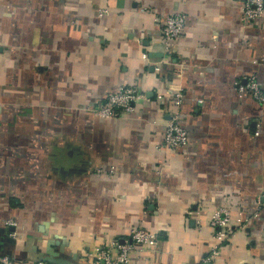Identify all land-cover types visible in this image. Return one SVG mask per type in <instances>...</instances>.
Returning <instances> with one entry per match:
<instances>
[{
    "label": "crops",
    "instance_id": "obj_1",
    "mask_svg": "<svg viewBox=\"0 0 264 264\" xmlns=\"http://www.w3.org/2000/svg\"><path fill=\"white\" fill-rule=\"evenodd\" d=\"M245 0H0V254L79 264L136 225L156 248L134 264H264V14ZM185 16L166 52L158 16ZM135 84L113 119L93 107ZM186 146H161L174 90ZM258 134H255V132ZM258 217L214 238L219 206Z\"/></svg>",
    "mask_w": 264,
    "mask_h": 264
},
{
    "label": "built area",
    "instance_id": "obj_2",
    "mask_svg": "<svg viewBox=\"0 0 264 264\" xmlns=\"http://www.w3.org/2000/svg\"><path fill=\"white\" fill-rule=\"evenodd\" d=\"M264 14V0H245L242 10V21L249 22L260 19ZM159 21L161 41L165 51H170V44L182 33L185 16L178 12L162 14ZM239 93H248L256 102L264 104V89L254 74L243 76V80L234 82ZM145 99V95L135 84H122L116 90L109 91L105 98L93 107L95 114L101 118L113 119L119 115L124 117L134 110V104ZM183 93L181 89L174 90L171 96L172 111L163 124L162 142L160 147L176 149L186 146L189 142L188 130L182 125ZM255 134H258L256 131ZM258 217V211H232L229 206L223 205L214 209L209 218V226L214 231V238L219 241L228 239L232 234L230 227L232 219L235 225L243 226ZM262 233L264 235V216L262 217ZM156 233L142 225L132 227L127 238L109 240L97 245L87 252L79 264H134L132 261L135 252L144 248H156ZM0 264H16L7 255L0 254ZM36 264H50L37 261Z\"/></svg>",
    "mask_w": 264,
    "mask_h": 264
},
{
    "label": "water",
    "instance_id": "obj_3",
    "mask_svg": "<svg viewBox=\"0 0 264 264\" xmlns=\"http://www.w3.org/2000/svg\"><path fill=\"white\" fill-rule=\"evenodd\" d=\"M38 261H45L48 263H60L59 260L52 259V258L42 259V260H38Z\"/></svg>",
    "mask_w": 264,
    "mask_h": 264
}]
</instances>
